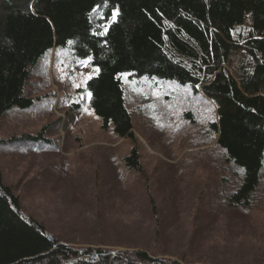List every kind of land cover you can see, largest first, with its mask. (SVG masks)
I'll return each mask as SVG.
<instances>
[{"label": "rangeland", "instance_id": "obj_1", "mask_svg": "<svg viewBox=\"0 0 264 264\" xmlns=\"http://www.w3.org/2000/svg\"><path fill=\"white\" fill-rule=\"evenodd\" d=\"M251 28L248 16L233 28L236 41ZM71 52L68 45L41 57L25 87L32 104L1 118L0 169L25 214L74 246L143 249L180 264H264V164L253 207H231L227 196L242 174L217 145L209 104L176 80L123 74L145 171L130 168L131 140L104 128L86 95L84 80L96 67ZM243 55L226 63L236 77Z\"/></svg>", "mask_w": 264, "mask_h": 264}, {"label": "trees", "instance_id": "obj_2", "mask_svg": "<svg viewBox=\"0 0 264 264\" xmlns=\"http://www.w3.org/2000/svg\"><path fill=\"white\" fill-rule=\"evenodd\" d=\"M94 8L103 20L119 8L106 36L97 34L102 19H92ZM248 16L250 37L239 43L233 28ZM68 45L75 59L91 57V64L101 70L86 83L90 105L104 128L112 126L117 136L131 140L126 165L145 171L122 74L173 79L182 89L190 87L191 98L209 104L217 145L237 170L243 169L227 196L228 205L253 207L264 164V0H0V122L13 106L32 104L25 87L37 61L50 48ZM242 50L246 62L236 77L226 63ZM201 90L216 108L199 95ZM185 114L191 118L190 111ZM153 199L151 195L154 207ZM123 251L61 242L25 214L0 169V264H180L143 249Z\"/></svg>", "mask_w": 264, "mask_h": 264}, {"label": "snow or ice", "instance_id": "obj_3", "mask_svg": "<svg viewBox=\"0 0 264 264\" xmlns=\"http://www.w3.org/2000/svg\"><path fill=\"white\" fill-rule=\"evenodd\" d=\"M105 3H106V0H105ZM99 7V6H98ZM93 11H96V9L94 8ZM119 15V8H116V9H113L112 10V14H111V17L108 18L107 22L100 25V31L97 33L98 35H101V36H106L109 32V27L111 26L112 23H114L116 21V18L117 16ZM100 19H104L103 17V13L100 14ZM237 32L240 31V29H237L236 30ZM69 44L73 43L72 41H68ZM105 43H107L105 41ZM91 57H88L86 60H83V61H78V63L84 65L85 67L88 66V64L91 63ZM100 68L99 67H96L94 68L93 72L92 73H89L87 75V77L85 78L84 80V83L86 84L87 83V80H91L93 78V75H98L100 73ZM126 75V74H124ZM75 87L79 88L81 87L80 84H74ZM86 95L89 99V101H91V98H92V93L91 92H86ZM81 99H84V95L81 96ZM85 111H87V109H85ZM241 172L243 171V169L240 170Z\"/></svg>", "mask_w": 264, "mask_h": 264}]
</instances>
